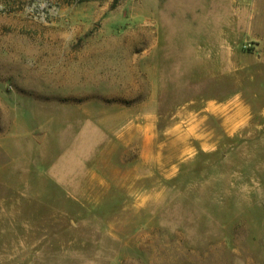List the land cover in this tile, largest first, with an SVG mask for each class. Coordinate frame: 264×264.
<instances>
[{"label": "rangeland", "instance_id": "obj_1", "mask_svg": "<svg viewBox=\"0 0 264 264\" xmlns=\"http://www.w3.org/2000/svg\"><path fill=\"white\" fill-rule=\"evenodd\" d=\"M183 1L0 0V264H264V36Z\"/></svg>", "mask_w": 264, "mask_h": 264}, {"label": "crops", "instance_id": "obj_2", "mask_svg": "<svg viewBox=\"0 0 264 264\" xmlns=\"http://www.w3.org/2000/svg\"><path fill=\"white\" fill-rule=\"evenodd\" d=\"M179 1V0H176ZM180 8L184 9L186 2L180 0ZM169 4V5H168ZM169 7H178L173 3H168ZM256 5L264 8V0H189V7L192 13L191 25L195 26L194 30L203 32L200 35L194 34V39L198 48L208 49V54L211 56L229 54L230 41L237 39H256L253 35L258 29L257 34L264 36L259 31L260 28L254 23L252 10ZM216 17H219L216 21ZM210 19V21H209ZM246 35V36H245ZM174 34L166 36L165 43L169 48H174V53H178L179 43H174ZM177 40V39H176ZM220 70L221 79H224V60H221ZM224 100H216L218 104H223ZM218 109H223L218 107ZM223 116V115H222Z\"/></svg>", "mask_w": 264, "mask_h": 264}]
</instances>
